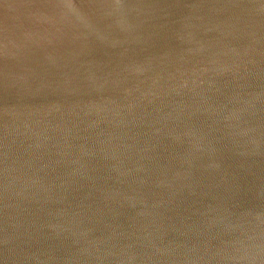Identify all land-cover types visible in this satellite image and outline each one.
<instances>
[{
	"label": "water",
	"instance_id": "water-1",
	"mask_svg": "<svg viewBox=\"0 0 264 264\" xmlns=\"http://www.w3.org/2000/svg\"><path fill=\"white\" fill-rule=\"evenodd\" d=\"M0 264H264V0H0Z\"/></svg>",
	"mask_w": 264,
	"mask_h": 264
}]
</instances>
